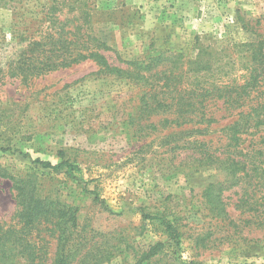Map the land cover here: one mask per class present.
<instances>
[{"label": "rangeland", "instance_id": "obj_1", "mask_svg": "<svg viewBox=\"0 0 264 264\" xmlns=\"http://www.w3.org/2000/svg\"><path fill=\"white\" fill-rule=\"evenodd\" d=\"M0 1V175L15 178L0 177L2 241L51 264L64 228L53 211L26 226L22 180L34 191L32 206L77 211L75 228L66 225L79 248L71 264H264V228L247 222L248 179L200 161L189 143L204 138L177 126L173 94H160L168 75L173 89L246 81L254 50L264 61V0ZM52 28L97 37L111 67L134 63L140 76L100 73L85 59L28 81L9 77L25 44ZM261 90L245 100L264 102ZM220 103L212 107L220 121L205 137L215 149L231 118ZM62 161L81 173L39 163ZM155 217L179 229L178 244Z\"/></svg>", "mask_w": 264, "mask_h": 264}, {"label": "trees", "instance_id": "obj_2", "mask_svg": "<svg viewBox=\"0 0 264 264\" xmlns=\"http://www.w3.org/2000/svg\"><path fill=\"white\" fill-rule=\"evenodd\" d=\"M12 2H16V0H5L3 4L9 5ZM70 34L63 35L61 29L52 28L40 38L28 41L19 52L17 61L9 65V77L28 81L33 77H38L57 69L67 68L85 59L93 60L100 68V73H109L120 78L122 76L126 78H130L133 75L140 76L142 68L139 64L137 66L128 62L129 67L126 69L111 67L107 59L101 54V51H105L107 48L104 42L97 37L86 35L87 37L82 38L77 36L68 38ZM88 43L91 46H88ZM259 50L260 48L252 53L251 60L253 63L255 61V66L252 69L250 67V70L247 69V74H249L246 81L245 76L241 84L223 85L220 84L221 81H216L215 84L210 85L205 83L202 85L197 84L188 89H173L171 77L168 75L167 78L163 79L164 83L160 86V89L163 90L160 94L162 96L173 94L171 106L174 108L176 115L175 124L177 126H189V132L194 138H204L200 141L196 140L189 143V145L193 146L191 151L200 156V161H207L206 163L209 161L211 165H218L230 178L241 174L242 178L248 179L249 194L251 196L248 198L247 203H251L252 215L247 222H253L258 228H264V130H262L264 127V102L256 101L254 103L245 100V98L250 99L253 94H256V96L263 94L261 89L264 88V61L262 60L263 56L257 58ZM131 64L136 68L131 69ZM143 70L148 73L150 68L146 66ZM3 71L0 69V75L4 73ZM4 76L6 75H2V77ZM152 77L155 78V75ZM251 98L253 99V97ZM219 102H221L222 107H226L225 112L231 118L228 119L229 124L221 129L225 145H221L222 149H215L214 145L216 143L211 139H205V137L209 136L210 127L212 125L217 126L220 121L216 120V114L212 110V107ZM158 106L161 108L170 107L165 102L159 103ZM233 112L234 114H232ZM217 129L218 127L215 128V132ZM39 163L44 168L65 170L69 174L81 173L80 166L76 162L62 161L55 165H51L49 162ZM0 177L15 179L7 176V174L6 176L1 174ZM18 181V199L24 205L21 218L25 219L26 226L30 225L37 215L50 214V211H53V213L57 212L59 218L64 221V228L58 229L57 247L51 264H71L72 257L79 248L66 235V230H68L66 225L70 224L71 228H75L77 211L66 205L56 208L57 210L51 207L52 210L45 207L42 210L40 206L42 201H34L35 204L32 206L31 201L34 198V191L27 188V182ZM244 183L247 184L245 181ZM249 194L247 193L246 196ZM93 195L95 201L99 200L97 194L94 193ZM23 197H30V199L28 202H23ZM32 213H36V215H32ZM53 213L50 214L52 217H54ZM226 216L228 218L227 214ZM146 218L151 217L147 216ZM155 219L163 226L164 232L170 237V240L178 244L179 239L182 237L179 229L164 217H155ZM233 223L230 220L229 224L233 225ZM58 225L60 224H57V227H59ZM5 239L8 240L7 237ZM6 243L8 242L2 241V238H0V264H22L20 263L22 260H24L23 264H35L34 259L31 261L27 258L24 259L23 249L19 250L20 248H14V245L10 243L7 245Z\"/></svg>", "mask_w": 264, "mask_h": 264}]
</instances>
